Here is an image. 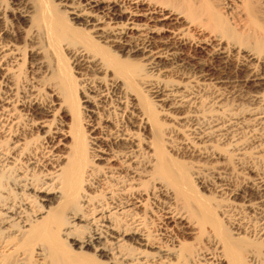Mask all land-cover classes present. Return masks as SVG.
<instances>
[{
  "label": "bare ground",
  "instance_id": "6f19581e",
  "mask_svg": "<svg viewBox=\"0 0 264 264\" xmlns=\"http://www.w3.org/2000/svg\"><path fill=\"white\" fill-rule=\"evenodd\" d=\"M250 2L0 0V264H264Z\"/></svg>",
  "mask_w": 264,
  "mask_h": 264
},
{
  "label": "rangeland",
  "instance_id": "374dc122",
  "mask_svg": "<svg viewBox=\"0 0 264 264\" xmlns=\"http://www.w3.org/2000/svg\"><path fill=\"white\" fill-rule=\"evenodd\" d=\"M212 1H219V0H212ZM221 1L225 3V2H229L230 0H221ZM250 1H251L250 4L252 6H254V8L257 9L258 11H261L260 13L264 17V12H263L264 11V0H250ZM215 76H217V75H215ZM57 118L61 120L62 124H65V123L70 124V122L72 123V118L70 116H68V115H65L62 112H59ZM83 127H84V125H83ZM221 143L219 145H217V146H219V147L222 146L223 145V142H221ZM252 144H253V142H251V143L248 142L247 145H249L252 148ZM249 146H247V148ZM249 148L247 150L243 149V150H245V151L248 152V153L246 152L247 155H246V153H240V154L234 155L233 158H232V161H233L232 163H234V165L236 166V168L239 169L238 171H242L243 174H245V175H249V174L250 175L251 174L254 175V172H252V171L255 168L257 169V170L256 169L254 170L256 172L259 171V170L260 171H264V159H261V158L257 157L255 154L250 155L249 154V151H248V150H250ZM225 150L227 151L226 148H225ZM225 150H224V147H223V149L220 150V152H222L225 156H227L228 154H227V152ZM244 155H246L245 158L243 157ZM238 156L239 157L241 156L242 158L241 157L238 158ZM236 157L238 158V160L236 159ZM240 159H243V160H240ZM236 160H237V162H236ZM239 160H240V162H239ZM236 163H237L238 166L236 165ZM0 164H1V162H0ZM242 169H244V170H242ZM203 172H205V174H202V176H204L203 177L204 183H205L206 186H208L206 188H208L209 190L212 191V186L215 185V183H216L215 180L217 181V179L215 178V176H213V174L210 171H203ZM241 175H239L240 177L237 176L235 178H232L233 180L231 179V182H232V184H234V186L235 185H238V183L240 184L242 182L240 180ZM237 178H239V180L241 182L238 181ZM236 179H237V181H235ZM66 240H67V242L69 244H71L72 238H67ZM71 247L73 248L74 245H71Z\"/></svg>",
  "mask_w": 264,
  "mask_h": 264
}]
</instances>
